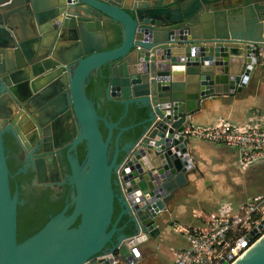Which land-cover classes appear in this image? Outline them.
Instances as JSON below:
<instances>
[{
	"label": "water",
	"instance_id": "95a60500",
	"mask_svg": "<svg viewBox=\"0 0 264 264\" xmlns=\"http://www.w3.org/2000/svg\"><path fill=\"white\" fill-rule=\"evenodd\" d=\"M261 54L264 0H0V264H110L96 258L117 248L139 263L196 172L184 130L245 90ZM96 73L98 104L85 94ZM104 101L122 107L117 122L98 116ZM131 109L145 116L121 127ZM7 132L27 151L84 146L81 163L69 159L71 199L19 244ZM233 264H264V235Z\"/></svg>",
	"mask_w": 264,
	"mask_h": 264
},
{
	"label": "crops",
	"instance_id": "0c3cea01",
	"mask_svg": "<svg viewBox=\"0 0 264 264\" xmlns=\"http://www.w3.org/2000/svg\"><path fill=\"white\" fill-rule=\"evenodd\" d=\"M258 57L246 89L233 97L205 104L192 118L190 127H214L222 121H229L242 130L264 125V66L260 55ZM189 152L195 159L196 172L189 174L187 185L168 202V212L162 216L163 230L156 239L172 245V255L186 246L181 236L170 235L174 224L200 227L205 217L215 213L221 205L233 213L239 205L264 195V162L241 168L234 150L203 141H190ZM137 250L141 256L137 264H150V260L155 259L147 244Z\"/></svg>",
	"mask_w": 264,
	"mask_h": 264
},
{
	"label": "built area",
	"instance_id": "2783aa9c",
	"mask_svg": "<svg viewBox=\"0 0 264 264\" xmlns=\"http://www.w3.org/2000/svg\"><path fill=\"white\" fill-rule=\"evenodd\" d=\"M264 66V55L261 54ZM189 141H203L234 150L237 163L246 168L264 162V125L242 130L229 121L214 127H189L183 134ZM264 195L241 204L231 213L226 206L204 219L200 227H183L174 224V234L182 237L186 246L173 253V264H233L259 238L264 235ZM250 238V240H247ZM96 259L110 260V264H123L117 253Z\"/></svg>",
	"mask_w": 264,
	"mask_h": 264
},
{
	"label": "flooded vegetation",
	"instance_id": "af4514ba",
	"mask_svg": "<svg viewBox=\"0 0 264 264\" xmlns=\"http://www.w3.org/2000/svg\"><path fill=\"white\" fill-rule=\"evenodd\" d=\"M93 77L102 78L98 73ZM101 106L102 104H99V107ZM138 123L136 118H130L127 127H133ZM23 126L37 132V129L32 127L28 120L24 121ZM2 139L10 174L9 189L12 194L17 193L18 201L21 203L18 207L22 208L21 217H26L35 208L45 219L53 217L52 213L57 209L59 211L56 215L59 214L72 197V189L67 184L71 171L70 160L81 163L84 157V153L82 154L83 145H77L75 150H70V146H67L56 151L52 148L53 143L46 141L43 146H33L27 151L21 147L18 139L14 138L10 132L5 133ZM35 161L39 162L40 181L37 180ZM54 163L56 169H54ZM69 214L70 208L66 215Z\"/></svg>",
	"mask_w": 264,
	"mask_h": 264
},
{
	"label": "trees",
	"instance_id": "16d2710c",
	"mask_svg": "<svg viewBox=\"0 0 264 264\" xmlns=\"http://www.w3.org/2000/svg\"><path fill=\"white\" fill-rule=\"evenodd\" d=\"M104 88H105V80L103 78H94L91 77L89 79V83L85 88L86 96L92 100L95 104L99 103L100 99L104 97ZM123 110L122 107L118 104L106 102L102 103V106L97 109V114L99 117H103L108 121L113 123L117 122L119 117L121 116ZM145 116L143 111H135L131 109L126 116V118L121 121V127H127L130 122V118H136L139 122ZM102 137L106 136V133L102 126L99 127ZM124 135L123 137H125ZM81 151V150H80ZM84 153V146L82 147V154ZM7 165V164H6ZM10 169V166H9ZM12 170V169H11ZM13 171V170H12ZM12 183L10 184V186ZM12 194V193H11ZM59 209L56 212L52 213V216H55ZM22 208L17 207L16 210V240L17 243L23 242L25 239L31 237L35 233H37L43 226L46 224L48 219L42 217L39 213V210L35 208L32 212H29L26 217H21ZM127 233V232H126Z\"/></svg>",
	"mask_w": 264,
	"mask_h": 264
},
{
	"label": "rangeland",
	"instance_id": "374dc122",
	"mask_svg": "<svg viewBox=\"0 0 264 264\" xmlns=\"http://www.w3.org/2000/svg\"><path fill=\"white\" fill-rule=\"evenodd\" d=\"M172 231V229H171ZM173 231L170 233L173 236ZM179 236V235H178ZM174 237V236H173ZM167 242H160L158 240H152L147 243V247L151 250V255L155 259H151L150 264H172L173 263V255L171 252L172 245H167Z\"/></svg>",
	"mask_w": 264,
	"mask_h": 264
}]
</instances>
